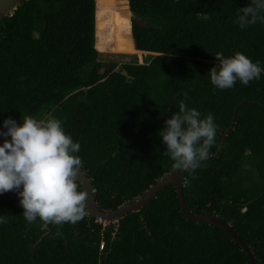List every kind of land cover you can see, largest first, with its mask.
Listing matches in <instances>:
<instances>
[{
  "label": "trees",
  "instance_id": "1",
  "mask_svg": "<svg viewBox=\"0 0 264 264\" xmlns=\"http://www.w3.org/2000/svg\"><path fill=\"white\" fill-rule=\"evenodd\" d=\"M249 2L24 0L0 19V131L9 117L18 125L26 114L61 119L81 145L76 155L96 208L113 211L178 171L163 154L159 131L186 92L188 107L214 114L210 155L227 133L215 157L193 175L184 172L185 209L220 219L264 264V73L225 90L208 75L217 52H241L264 67V23H235ZM111 12L123 37L117 46L129 44L101 53L97 19ZM145 53L141 64L99 58L140 62ZM19 200L16 192L0 193V215L8 220L0 224V264H249L221 228L183 218L173 185L114 224L102 227L87 216L66 222L62 237L54 225L43 231L39 219L28 224Z\"/></svg>",
  "mask_w": 264,
  "mask_h": 264
},
{
  "label": "clouds",
  "instance_id": "2",
  "mask_svg": "<svg viewBox=\"0 0 264 264\" xmlns=\"http://www.w3.org/2000/svg\"><path fill=\"white\" fill-rule=\"evenodd\" d=\"M258 21L264 23V0H250L239 9L235 23L243 29ZM215 59L218 63L208 75L212 85L220 90L233 88L237 81L248 86L264 73L259 60L253 62L241 52L228 57L217 52ZM183 96L178 112L165 120L159 136L166 145L163 154L172 161V168L193 175L209 157L218 125L213 113L202 116L186 105L188 94ZM3 128L6 131H0V137L5 138L0 145V193L16 192L28 224L39 219L43 231L54 225V234L62 237L59 229L66 222L75 225L88 215L89 194L78 190L81 186L77 178L83 169V160L76 155L80 143L65 132L63 121L52 115L37 118L26 114L19 125L9 117L3 121ZM7 223V218L0 215V224Z\"/></svg>",
  "mask_w": 264,
  "mask_h": 264
},
{
  "label": "water",
  "instance_id": "3",
  "mask_svg": "<svg viewBox=\"0 0 264 264\" xmlns=\"http://www.w3.org/2000/svg\"><path fill=\"white\" fill-rule=\"evenodd\" d=\"M23 1L24 0H0V19L3 17L10 16L20 6V4ZM144 55H148V54L145 53ZM226 133L227 131L224 132L223 137L225 136ZM223 137L220 139L215 149V152L209 155L207 159L213 158L217 155L219 147L223 141ZM2 143H3V140L0 137V145H2ZM183 174H184L183 171H177V172L165 175L162 178L158 179L154 183V185L149 187L142 195L134 198L130 202H127L121 205L120 207L116 208L113 211H106V212H101L96 208L95 202L93 199V189L91 186V182L88 179L86 173L82 172V175H79L77 179H78L79 185L81 186L80 190L81 189L86 190L89 194L86 200L88 221L90 219H94V220H100L107 224L116 222L122 217H124L125 215L136 212L142 207H144L146 210L149 202L153 198H155L156 194L162 188L169 186V185H173L175 187V194H176L180 212L186 221L193 222V223L205 222L207 224H211V225L221 228L229 236V238L241 248V251L245 254L247 260L249 261V264H256L251 251L248 249V247L244 243H242V241L234 234L232 229L227 224L223 223L220 219L212 215L211 216H205V215L193 216V215H190L186 211L185 205L183 202V195H182V188H183V183H184Z\"/></svg>",
  "mask_w": 264,
  "mask_h": 264
},
{
  "label": "rangeland",
  "instance_id": "4",
  "mask_svg": "<svg viewBox=\"0 0 264 264\" xmlns=\"http://www.w3.org/2000/svg\"><path fill=\"white\" fill-rule=\"evenodd\" d=\"M132 16L130 17V19ZM129 19V21H130ZM113 19H112V12L108 13L104 18L97 19V26L100 25L99 30H97V48L101 53H110L115 54L118 52V49H123L124 47L128 46L129 39L123 40L125 45L117 46L121 43V34L116 32V29L113 27ZM131 37V36H130ZM132 39V38H131ZM110 54H100L99 58L102 60L103 63L115 62L118 64L128 63L130 61H136L137 64L142 63V57L145 56L144 54L141 56L140 62L135 56H123V55H110Z\"/></svg>",
  "mask_w": 264,
  "mask_h": 264
},
{
  "label": "built area",
  "instance_id": "5",
  "mask_svg": "<svg viewBox=\"0 0 264 264\" xmlns=\"http://www.w3.org/2000/svg\"><path fill=\"white\" fill-rule=\"evenodd\" d=\"M95 222H96L97 224H100L102 227H104L105 225H109V224H107V223H105V222H102V221H100V220H95ZM114 223H116V222H112V223H110V224H114ZM113 235H114V232L111 233V236H113ZM102 249H103V242L100 241V242H99V245H98V251L100 252V251H102Z\"/></svg>",
  "mask_w": 264,
  "mask_h": 264
},
{
  "label": "bare ground",
  "instance_id": "6",
  "mask_svg": "<svg viewBox=\"0 0 264 264\" xmlns=\"http://www.w3.org/2000/svg\"><path fill=\"white\" fill-rule=\"evenodd\" d=\"M132 16V15H131Z\"/></svg>",
  "mask_w": 264,
  "mask_h": 264
}]
</instances>
